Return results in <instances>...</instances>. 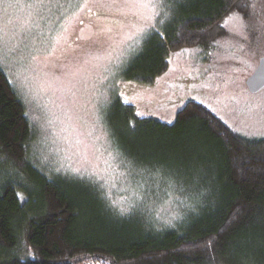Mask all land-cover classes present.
Listing matches in <instances>:
<instances>
[{
    "label": "rangeland",
    "instance_id": "rangeland-1",
    "mask_svg": "<svg viewBox=\"0 0 264 264\" xmlns=\"http://www.w3.org/2000/svg\"><path fill=\"white\" fill-rule=\"evenodd\" d=\"M183 1L0 0V66L33 129L29 159L63 189L98 193L111 209L131 214V223L154 228L184 223L207 194L187 198L172 179L127 158L107 124L113 104L173 123L186 102L196 101L236 131L264 135V88L253 93L246 84L264 56V0H252L248 14H229L206 45L172 48L152 82L125 77L143 43L171 27ZM201 177L188 176L190 187ZM11 178L34 185L28 171L0 165V188ZM106 261L84 255L73 264Z\"/></svg>",
    "mask_w": 264,
    "mask_h": 264
},
{
    "label": "trees",
    "instance_id": "trees-1",
    "mask_svg": "<svg viewBox=\"0 0 264 264\" xmlns=\"http://www.w3.org/2000/svg\"><path fill=\"white\" fill-rule=\"evenodd\" d=\"M251 6L252 0L181 2L171 27L148 37L125 77L152 82L172 48L206 45L229 14H248ZM107 124L139 167L172 179L187 198L205 191L198 212L154 228L131 223V214L111 209L98 193L63 189L29 159L33 129L0 66V165L28 171L34 181L27 187L11 178L0 188V264H73L84 255L106 264H264V135L246 136L196 101L186 102L173 123L140 118L134 106L116 102ZM192 174L203 176L193 188Z\"/></svg>",
    "mask_w": 264,
    "mask_h": 264
},
{
    "label": "water",
    "instance_id": "water-1",
    "mask_svg": "<svg viewBox=\"0 0 264 264\" xmlns=\"http://www.w3.org/2000/svg\"><path fill=\"white\" fill-rule=\"evenodd\" d=\"M246 84L250 92H258L264 88V56L260 57L254 71L247 77Z\"/></svg>",
    "mask_w": 264,
    "mask_h": 264
}]
</instances>
